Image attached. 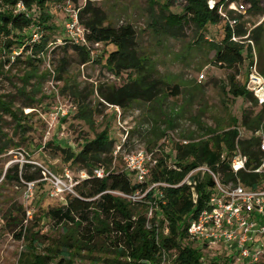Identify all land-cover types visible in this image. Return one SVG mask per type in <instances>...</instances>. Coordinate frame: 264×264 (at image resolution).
<instances>
[{"label": "rangeland", "instance_id": "1", "mask_svg": "<svg viewBox=\"0 0 264 264\" xmlns=\"http://www.w3.org/2000/svg\"><path fill=\"white\" fill-rule=\"evenodd\" d=\"M228 1L232 3L235 0ZM259 2L260 9L264 11V0ZM84 4L85 0H79L74 7L83 8ZM96 4L108 14L112 25L133 26L137 34L140 58L143 63H149L146 67L153 70L152 78L164 83L161 85V94L154 101H140L127 109L118 107L117 110L105 103L97 94V87L102 84L120 87L131 77L134 79V73L126 71L115 75L105 67L109 53L116 49L113 45L89 47V60L86 64L80 63V58L73 50L63 53V39H67L63 27L64 10L47 6L46 12L50 20L46 26L50 25L54 29L44 30L49 44L46 54L41 56V63H35L32 67L17 65L10 71L9 66H6L0 72V97L12 103L13 111H18V114L22 112L27 118L24 119L27 126L25 141L20 147H11L0 155V264H18L24 246L22 241H17L14 237L19 228L12 226L13 223L7 226L5 218L9 220V217H14L17 223L23 220L25 226L39 233L46 247L67 236L72 239L77 237L76 229L71 227L67 229L68 234L63 236L61 228H56L46 216L48 210L65 205L68 198L78 197L77 188L84 179L82 172L62 160L61 152L56 151L54 146L69 147L78 152L86 140L94 138L107 127L109 137L114 141V150L120 148V153L113 160V171L124 170V153L140 148L157 150V157L168 156V164L172 165L174 148L176 144H181L178 140L189 142L206 139L212 132L220 134L234 127L242 130L244 113L250 114L252 118L264 112V105L260 106L254 95L251 104L248 99L233 97L229 93L231 76H234L239 86L247 84L249 59H245L235 69L214 64V51L208 44L222 41L225 22L207 26L202 39L200 32H196L190 24L185 25L180 37L172 38L165 36L159 27L153 26V20L159 17L162 9L182 14L185 0H104ZM250 8L241 15L240 23L247 32L260 26L264 33V14L253 12ZM242 44L245 49L250 46L253 61L257 67L260 63L264 68V38L258 44L248 41ZM62 59L65 62L64 72H60L58 68ZM28 74L30 78L27 77ZM202 74L204 79L199 81ZM174 86L178 87L176 96L173 95ZM23 88L24 95H21ZM28 99L36 102L32 108H24ZM85 110L92 114L88 117L92 125L78 117V113ZM233 119L237 121L236 125L233 124ZM261 127L264 131V120ZM1 132L7 134L14 143L19 142L24 135L20 130L15 132L8 115L3 117ZM171 132L174 134L173 139H170L172 141L165 138ZM50 143L53 145H49ZM13 166H19L22 171L24 166H33L41 171L42 178L35 182L30 200L24 198V181L19 184L3 182L5 171ZM43 169L60 178L65 187L56 188L48 180L49 177L43 176ZM33 170L30 169L29 172ZM66 171L70 173L71 180L65 177ZM205 171L204 167L193 170L187 178L202 177L207 174ZM150 187L151 185L148 189ZM145 195L146 192H138L130 197L137 198L134 203L135 215H144L150 220L155 209L148 203L143 204ZM162 232L167 231L163 229ZM48 240L54 241L48 243ZM204 245L193 243L194 247L201 246L206 264L214 261L240 264L236 262V253L232 249ZM113 259L114 254L111 252L88 254L82 251L76 256L75 263L93 264L97 260V264H107ZM165 264H172L170 255Z\"/></svg>", "mask_w": 264, "mask_h": 264}, {"label": "trees", "instance_id": "2", "mask_svg": "<svg viewBox=\"0 0 264 264\" xmlns=\"http://www.w3.org/2000/svg\"><path fill=\"white\" fill-rule=\"evenodd\" d=\"M79 0H0V72L9 66L8 71L17 65L32 67L35 63H41V56L46 54L49 40L44 36V30H53L48 25L50 16L46 12L48 5L63 6L66 2L77 5ZM104 0H85L83 8H77L78 19L85 29L86 40L90 46L96 44L113 45L116 49L109 53L106 60V68L120 75L126 71H132V77L124 85L104 86L96 89L99 97L108 105L127 109L137 102L149 103L161 94V85L164 83L152 78L153 70L143 63L139 56L137 34L132 25L115 26L108 20V14L96 3ZM175 1V0H172ZM209 0H185L182 14H175L162 9L157 19L153 20V26H157L165 34L172 38L182 35L185 25L190 24L196 32H203L207 26H215L224 22L218 14V7L223 0H215L212 9L209 8ZM250 5L253 12L262 13L259 0H244ZM22 3L25 12H16V5ZM167 12V14H165ZM26 13L29 15L27 16ZM231 18L237 19L234 34L239 42H233L232 31L227 22L224 23L222 41L218 44H208L214 51V64L228 69H235L249 59V68L253 65V57L250 46L245 49L243 42L248 41L258 44L264 38L262 28L259 26L250 32L244 29L240 23L241 16L228 12ZM40 29L42 36L40 42L32 41V35ZM64 40L62 52L73 50L80 58L81 64L89 60L90 50L84 46L72 44ZM18 52V53H17ZM27 54V55H26ZM24 60H22V58ZM26 59V60H25ZM63 62V63H62ZM64 59L60 61V72H64ZM257 66V64H256ZM258 72L264 76V68L258 63ZM30 78V74L27 75ZM229 93L233 97H244L253 103L252 93L246 89V85L239 86L234 76L229 78ZM246 84V83H245ZM162 85V86H163ZM23 88L20 92L24 95ZM173 95H178V87H173ZM24 108H32L34 103L28 99ZM264 113V112H262ZM258 113L251 115L244 113L242 125L247 131L255 134L261 127L264 115ZM8 115L14 124L15 132L24 133L20 141L14 143L7 134L1 132L3 117ZM92 116L87 110L78 113L86 124L93 123L88 118ZM24 117V118H22ZM22 112L13 111L12 103L0 97V155L9 148L20 147L25 141L26 124ZM27 119V118H26ZM236 125L237 121L232 120ZM238 128H232L220 134L211 133V136L201 140H190L187 145L176 144L172 165L168 164V156L158 157L157 164L152 169L150 180L146 183H137L131 174L124 170L115 172L112 170L114 160V141L109 137V129L105 127L94 138L86 140L75 152L72 148L54 146L61 152L62 160L70 163L78 171L85 173L84 178L77 188L78 197L68 198L65 205L46 212L56 228H61L63 236L68 234V228H75V239L64 237L56 244L50 243L48 247L39 237L38 232H33L23 224L18 223L14 217L6 219V225L17 226L18 232L14 237L22 241L24 246L20 253L18 264H76L75 258L82 251L88 254L95 252L113 253L114 259L107 264H165L167 257H172V264H206L201 252L193 246L189 240L187 229L191 219H194L205 207L214 182L209 174L190 177V185L185 179L191 171L206 167L219 175L221 182L227 183L234 180L227 162L221 160V154L225 151L231 153L236 142L241 152L249 157V165L259 164L260 153L258 144L260 139L237 140ZM26 132V133H25ZM49 145H53L50 143ZM97 168L104 169L107 176L99 179L93 174ZM34 169L33 172H29ZM133 177V176H132ZM241 182L247 186L255 187L258 176L238 174ZM41 171L33 166H24V171L19 166H13L5 171L3 182L25 183L40 180ZM151 184H163L147 191ZM145 193L143 204H150L154 208L153 217L147 220L144 215H135L134 203L123 196H134L136 193ZM193 194L196 195L194 203ZM163 229L167 231L162 232ZM162 230V231H161ZM102 242L98 243V240ZM124 259V262H121ZM93 264L98 261L94 260ZM92 264V263H91ZM208 264H221L217 261ZM225 264V263H224Z\"/></svg>", "mask_w": 264, "mask_h": 264}, {"label": "built area", "instance_id": "3", "mask_svg": "<svg viewBox=\"0 0 264 264\" xmlns=\"http://www.w3.org/2000/svg\"><path fill=\"white\" fill-rule=\"evenodd\" d=\"M208 4L209 8L212 9L215 5V0H209ZM249 7L250 5L244 0H239L238 2L235 0L232 3L228 0H223V3L218 7V14L223 18L224 22H227L232 31L231 40L233 42L240 40L233 32L237 19L231 18L228 12L234 11L241 16L247 12ZM57 8L64 10L65 21L63 27L67 40L74 45L90 49L89 47L91 46L86 40L85 29L81 26L78 19L79 10L70 2H66L63 6H57ZM16 12H25L22 3L16 5ZM26 15L28 16L29 14L26 13ZM41 36L42 32L37 28L32 35V41L39 43ZM59 42L61 44L60 40ZM99 45L96 44L94 46ZM202 79H204L203 74L200 76L199 81ZM246 89L258 99L260 106L264 105V76L258 72L255 62L250 67ZM116 109L119 110L118 107ZM237 130L239 133L237 140L250 139L252 137L260 139L258 144L260 153L259 164L249 165V157L241 152L236 142L231 153L224 151L221 154V160L229 165L234 180L223 183L218 174L204 167L206 168L205 172L212 178L214 187L210 191L206 207L194 219L190 220L187 235L190 241L199 245L222 246L225 249H232L236 253L237 263L262 264V261H264V133L262 132L264 131H262V127L255 134L245 128ZM173 137L174 134L171 132L167 133L165 138L170 140ZM178 142L182 145L189 143L184 140H178ZM119 153L120 148H116L113 154L115 159ZM157 153V150L149 151L144 148L124 153L122 155L124 171L131 174L137 183H146L150 180L152 169L157 164ZM42 171L43 176L45 178L49 177L48 180L56 188L65 187L60 178L44 169ZM241 172L246 175H257L256 186L250 187L242 183L238 177ZM93 174L99 179L107 176L105 170L101 168L95 169ZM65 177L71 180L68 171L65 172ZM86 177V174L82 173V178ZM189 178L185 179L188 185L191 184ZM34 185L35 182L25 183V200H30L33 197ZM158 186L165 185L151 184L147 191ZM118 195L132 202L137 200L136 197ZM193 200L195 203V194H193Z\"/></svg>", "mask_w": 264, "mask_h": 264}]
</instances>
